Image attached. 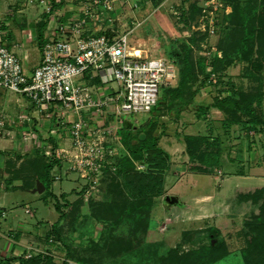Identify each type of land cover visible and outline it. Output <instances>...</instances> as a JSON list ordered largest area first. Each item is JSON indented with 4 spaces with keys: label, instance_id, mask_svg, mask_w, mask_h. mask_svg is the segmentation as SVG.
Masks as SVG:
<instances>
[{
    "label": "rangeland",
    "instance_id": "rangeland-1",
    "mask_svg": "<svg viewBox=\"0 0 264 264\" xmlns=\"http://www.w3.org/2000/svg\"><path fill=\"white\" fill-rule=\"evenodd\" d=\"M58 1L60 6L52 11V4ZM123 1H115L112 8L108 9L102 4L97 6L94 3L96 0H0L3 43L19 56L26 72L31 73V67L42 55L36 38L41 26L39 22H45V30L50 31L57 24L67 23L86 12L91 14L86 22L88 28L95 32L106 30L114 34L127 33L130 49H140L138 54L143 57L166 56L170 59L173 47H178L181 42L193 46V59L198 76L192 87L196 90L194 101L177 118L174 117L176 114L172 113V109H169L170 104H176L175 99L169 94L165 95L166 86L161 89L162 115L159 116L154 134L157 136L158 145L169 154V158L162 157L157 163L163 164L162 169L149 168L135 158L134 165L130 168L146 173L154 171L153 176L160 172L158 176L163 177L162 193L153 197L150 228L137 226L132 221H122L112 226L106 221H97L89 213L93 203L110 198L108 189L112 177L106 170H115V158L101 165L97 180L95 177H88L90 173L83 174L80 167L74 171L71 163L66 160L69 171L65 168L62 173L59 171L62 178L54 181L51 188L58 197L62 193L68 194L69 203L67 207H63L64 211L71 208V201H75L78 196L83 198L84 204L79 211L81 218L76 221L74 228L68 222L69 217L64 221L62 243L52 236L50 242L36 238L43 230L47 232L59 216L54 199L45 198L47 190L43 188L39 192L15 188L3 191L2 185L9 181L0 178V205L7 210L13 209L15 220L30 223V234L27 231L28 235L22 236L27 250L22 257L29 258L50 250L58 263L89 264L66 258V247L69 246L76 251L85 250V256L98 264H180V260L175 259L178 256L170 251L178 249V253L182 254L197 250L203 243H208V231L214 227L219 229L218 238L226 243L227 254L211 264H248L247 259L250 257L246 258L244 253L246 239L243 235V224L246 218L258 213L259 209L251 203L241 202L237 192L242 189L241 192L245 193L253 190L255 185H264V125L260 126V132L246 131L240 124L224 123L227 115L222 110L208 108L200 112L197 109L200 104L211 105L217 93L216 87L228 86V80L245 91H255L258 88L257 78L261 74L255 63L261 57L258 53L263 48L264 39H255L249 44L248 50L245 48L238 56L232 57L229 65L224 61L222 67L215 69L211 63L214 52H217L218 57H223V48L231 50L230 43L240 40L242 34H235L234 38L231 33H234V29L235 33H239L237 29L243 25L241 18H246L253 10L252 4L255 0H238V4L245 6L244 9L232 2L233 0H167L158 4L153 0ZM194 3L200 10L191 17L190 23L183 26L181 20L184 19V14L189 20ZM248 5L249 13L246 11ZM246 50L252 54L244 56ZM173 62L176 79L169 86L171 88L179 86L181 77L179 63L175 60ZM162 98H165L164 101ZM262 109L264 110V105ZM0 110L6 114V127L9 130V133L0 137H5L0 145L6 146L7 153L10 151L14 154L12 149L16 144L15 140L19 141L21 138L31 146L39 147L43 143V137L48 135L56 145H65L58 139L57 133L62 123L66 125L70 120L63 107L52 105L37 108L24 95L0 86ZM147 114L148 112H136L125 116L128 115L126 119L135 126H140L150 119ZM123 120L119 121L120 126L124 125ZM210 128L213 134L211 138L218 135L221 140V162L208 173L190 171L187 167V136L209 131ZM70 143V136H67L66 144ZM41 149L34 151L45 159L53 157L60 160L56 157L55 149H46L48 153ZM15 156L12 155L10 160ZM3 158L0 156V162L5 160L6 163L7 156ZM252 167H255L254 170ZM126 175L118 179L122 181L125 189ZM14 182L20 183V180ZM168 197H175V200L170 202ZM26 208H30L29 213L25 211ZM91 229L92 233L89 232ZM96 240L98 243L94 244ZM121 241L123 245L129 243L125 254L119 249L122 246ZM115 242L118 243V248L112 247ZM103 248L107 250H102ZM160 257L162 258L159 259ZM169 258L174 260L169 261ZM42 263L47 264L45 261Z\"/></svg>",
    "mask_w": 264,
    "mask_h": 264
},
{
    "label": "trees",
    "instance_id": "trees-1",
    "mask_svg": "<svg viewBox=\"0 0 264 264\" xmlns=\"http://www.w3.org/2000/svg\"><path fill=\"white\" fill-rule=\"evenodd\" d=\"M161 1L162 0H153L156 4ZM185 2L186 1H184V4ZM232 2L238 4V0H233ZM58 5L60 6L59 1L56 2V4H52V11ZM193 5L194 6L191 7L192 16H190L189 20L185 18V14L183 16L184 19L181 20L183 26L190 23L191 17L194 16L195 12L198 13L200 10L196 3ZM238 5L242 9L245 7L241 6L242 4ZM252 7L254 8L250 12V5L246 6V11L250 13L246 18H241L243 25L237 29L239 33H235L236 29H234V33H231L234 38L235 34H242L241 37H239L240 40L230 43L231 50L222 47L223 57H218L217 52H214V58L211 63L215 69L222 67L224 61H226L228 65L231 64V58L238 56L239 52L243 51L245 48L248 50L249 44H252L255 39H264V0H255ZM39 24L41 26L37 31L36 38L41 50L46 40V23L39 22ZM102 32L103 31L99 30L97 34H101ZM236 46L239 47L236 48ZM192 47L193 46L181 42L178 47L174 46L172 49L173 53L171 58H174V60L179 63L181 74L180 83L178 87H166V90H164L166 93L165 95L169 94L170 97L172 96L176 101V104H170L169 107V109H172V113L176 114V116H174L175 118H177L180 112L188 109L190 103H193V98L196 93V90L192 88L193 83L198 79ZM262 47L263 48L258 53L261 57H259L255 63V66L259 68L261 74L257 78L259 82L258 88L255 91H245L238 88L237 85H233L231 83L232 81L228 80L226 82L229 84L228 86H215L217 93L214 95L215 99L212 104L209 105L210 107L207 106L208 104L204 103L200 104L197 110L200 112H204L208 108L222 110L227 115V120L225 118L224 123L232 125L240 124L241 128L246 131L257 130L260 132L262 130L260 126L264 125V110L262 109L264 105V40ZM247 50L244 56L252 54L251 51ZM201 67H204V65H201ZM26 73L30 74V72ZM201 81H203V79ZM185 96L188 98L186 99ZM162 99L164 101L165 98ZM161 103L159 99L158 103L148 112L150 119L140 126H135L130 120H124V125L119 132L125 150L116 156L115 170H106L108 175L112 177V181L109 183L110 186L108 185V192L111 194L110 198L93 203L89 212L97 221H106V223H111L112 226L122 221H132L133 223L136 222L137 226H143L146 229L150 228V211L153 205V197L154 195L162 193L163 177L158 176L160 172H157V174L153 176L152 174L155 173L154 171L146 173L144 171H133L130 168L134 165L133 160L135 158L147 164L149 168L161 170L163 164L157 163H159L162 157L169 158L168 152L158 145L157 136L154 134V130L159 122V116L162 115V113H160ZM211 132L212 129L210 128L209 131L207 130L187 136L186 152L189 156L187 167L190 171L208 173L219 166L222 155V149L220 148L221 140L218 135L211 138L213 135ZM142 133L145 135L143 138H141ZM34 150L30 154V157L19 155L18 159L22 158L23 160L18 165H15L12 160H8L7 169H13V176L19 179L22 178L21 187H35L38 180L44 185V190H47L45 198L49 197L54 199L55 209L59 213L58 218L47 231L46 241H49V239L51 241L53 237L56 238V241L61 242L63 232H65L63 224L64 221L68 219L67 217L70 218L68 222L73 228L76 226V221L81 218L79 211L84 204L83 198L78 196L75 201H71V208L68 211H64L63 207H67L66 205L69 203L68 194L62 193L58 197L51 188L54 181V174L52 171L57 164L59 165V161L53 157L45 159L43 156H40V153ZM130 171H132L133 174H131ZM124 175L127 177L125 182L126 189L123 187L124 185L121 184L122 181L118 180L120 177H124ZM130 175L132 176L130 177ZM132 177L134 178L131 180ZM253 187V190L249 189L250 191L245 193L241 192L242 189H239L237 192V196L241 202L251 203L259 209L258 213L251 214L244 220L243 235L246 239V252L244 253L246 258L250 257L247 259L248 264H264V185H255ZM78 192L80 193L81 190ZM60 198H62L61 201ZM89 232L92 233V229ZM219 234V229L212 227L208 231V243H203L197 250L179 254L178 249H172L170 253L178 256L175 258L172 255L173 258L180 260V264H211L227 254L226 243L224 240L218 238ZM53 243L56 242L53 240ZM96 243H98V240L94 242V244ZM120 244L122 246H120L119 249H121V253L125 254V249H127L129 243L128 245H123L121 241ZM117 245L118 243L116 244L115 242V245L112 247L118 248ZM109 248L111 247H107V249ZM107 249L103 248L102 250ZM79 251L69 246L66 247V258L76 259L80 263L98 264L97 261H91L89 257L85 256V250ZM54 257L51 251L48 250L45 253L34 254L29 258L19 257L18 264H43L42 262L44 261L47 262V264H64V262H56ZM161 258L162 257L159 259ZM169 259V261L174 260L172 258ZM14 261L15 257L9 256L0 259V264H14Z\"/></svg>",
    "mask_w": 264,
    "mask_h": 264
},
{
    "label": "built area",
    "instance_id": "built-area-1",
    "mask_svg": "<svg viewBox=\"0 0 264 264\" xmlns=\"http://www.w3.org/2000/svg\"><path fill=\"white\" fill-rule=\"evenodd\" d=\"M115 1L94 3L109 9ZM90 16L81 13L46 30L41 60L30 74L19 56L4 45L0 20V86L24 95L37 108L63 107L71 118L72 147L61 148L56 157L97 180L101 165L116 158L118 146L122 147L118 121L126 114L151 111L176 73L173 59L143 57L138 49H130L127 33L92 31L86 26ZM108 114L112 119L106 125ZM6 133V114L0 110V137Z\"/></svg>",
    "mask_w": 264,
    "mask_h": 264
},
{
    "label": "crops",
    "instance_id": "crops-1",
    "mask_svg": "<svg viewBox=\"0 0 264 264\" xmlns=\"http://www.w3.org/2000/svg\"><path fill=\"white\" fill-rule=\"evenodd\" d=\"M137 1L147 2L148 0H141V1L136 0V2ZM123 2H126V0ZM127 2H133V0H127ZM161 2H167V0L166 1L162 0ZM40 60L41 59H39V61L31 67V71L33 70L34 66H36L40 62ZM98 80L99 79H96V80L93 79L92 82H99ZM127 116H124V118L126 119ZM107 117L108 118H105V121H104L106 125L112 119V115L108 114ZM62 124L64 125V123H62ZM63 125L61 128H59L57 133H58V139L61 141V143H65V145L64 144L58 145V143L56 145L54 140L48 135H47V137H43V143L40 144L39 147L31 146L30 143H26V140H24L22 138L19 141H18V139H16L15 140L16 144L14 145V148L12 149L14 151V154H11L10 151H9V153H7L5 150L6 146L0 145V156H2V158L7 156L6 163H4L5 160H2L0 162V178L6 179V182H7V180L9 181L8 182L9 184L7 183V184L2 185L4 187V188L2 187V189H4L3 191H6V190L8 191L10 189H15V188H22V189H27V190H32V191L33 190L38 191V185H39V183H41L39 180L37 181V185L35 187H32V188L21 187L22 180L17 178L16 176H13V169H11V170L7 169V164H8L7 162H8V160L10 161L12 155H16L14 157V159H12V162L15 165H18L23 159L22 158L18 159L17 154H19L20 156H24V157H30V155H29L30 151L32 152L34 149H36V147L38 149H41L40 147L42 146L41 150L44 151V153H48V151L46 149H49V148L55 149L54 150L55 152L61 150V148H68V149L71 148L72 147L71 143L69 145L66 144V138H67V136L68 137L70 136L69 135L70 123L68 122V124L64 125L65 127ZM49 126H50V124H49ZM49 126H48V129H49ZM121 126H123V125H121ZM121 129L122 128L119 127V129L117 130V135L119 136L118 139H119L120 143H122V147L118 146V151H119L118 154L120 152H122L123 150H125L124 144H123L122 140L120 139L121 136H120L119 131ZM12 132H14V131H12ZM9 135L12 137L11 133ZM2 139H5V137L0 138V141H2ZM70 140H71V137H70ZM43 148H44V150H43ZM20 153H22V154H20ZM3 163L5 164V166ZM66 165H68L67 161L59 160V165L57 164L52 171L53 174L55 175L56 173H59V171L62 173V169H64V168L66 169V171H69L68 168L66 167ZM253 168H255V167H252V170H254ZM61 178H62V174H61ZM17 179L20 180V183L14 182ZM60 179H58V180H60ZM56 180L57 179L54 178V181H56ZM260 185H263V184H260ZM0 198H1V196H0ZM29 210H30V208L25 209V211L27 213H29L28 212ZM12 212H13V209L7 210L4 206L0 205V259L6 258L9 256H13V257H15L14 264H16V263L18 264V261H19L18 258L19 257L22 258V254L25 251H27L26 247H25L26 244H23V242H22L23 241L22 236L28 235V233L30 234V223L29 222L27 223V221L15 220V218H14L15 214ZM16 224H17V226H16ZM27 231H28V233H27ZM46 234H47V232L45 230H43L42 233L40 232L36 235V238L39 241L43 239V242L44 241L47 242L46 241V238H47ZM18 251H20V252H18Z\"/></svg>",
    "mask_w": 264,
    "mask_h": 264
},
{
    "label": "water",
    "instance_id": "water-1",
    "mask_svg": "<svg viewBox=\"0 0 264 264\" xmlns=\"http://www.w3.org/2000/svg\"><path fill=\"white\" fill-rule=\"evenodd\" d=\"M144 137V134L142 133L141 134V138H143ZM44 188V185H42L41 183H39V185H38V191L39 192H41L42 191V189ZM170 199V200H169ZM168 200L171 202L172 200L174 201L175 200V197H172V198H169L168 197Z\"/></svg>",
    "mask_w": 264,
    "mask_h": 264
},
{
    "label": "bare ground",
    "instance_id": "bare-ground-1",
    "mask_svg": "<svg viewBox=\"0 0 264 264\" xmlns=\"http://www.w3.org/2000/svg\"><path fill=\"white\" fill-rule=\"evenodd\" d=\"M138 51L140 52V49Z\"/></svg>",
    "mask_w": 264,
    "mask_h": 264
}]
</instances>
